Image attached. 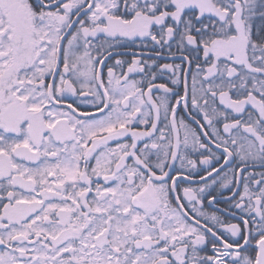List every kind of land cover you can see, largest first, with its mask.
Here are the masks:
<instances>
[{
    "label": "snow or ice",
    "instance_id": "6c2138e0",
    "mask_svg": "<svg viewBox=\"0 0 264 264\" xmlns=\"http://www.w3.org/2000/svg\"><path fill=\"white\" fill-rule=\"evenodd\" d=\"M257 15L264 0H0V264H264ZM137 39L151 62L106 63Z\"/></svg>",
    "mask_w": 264,
    "mask_h": 264
},
{
    "label": "flooded vegetation",
    "instance_id": "af4514ba",
    "mask_svg": "<svg viewBox=\"0 0 264 264\" xmlns=\"http://www.w3.org/2000/svg\"><path fill=\"white\" fill-rule=\"evenodd\" d=\"M144 44H147L148 47H142V41L140 39H137L135 41V43H131L128 41H121L120 44L118 45V47L114 50V52H128V53H121L119 56L117 55H113V58L106 61V63L108 64H112L114 62V59H121L124 60L126 62H131L132 59L134 58H139L141 61H149L151 62L152 59L155 58V52L159 51L158 48H154V46L151 44L150 41H143ZM173 51H175V46H173ZM113 52V53H114ZM133 53L136 54V56H133ZM142 54V55H141ZM202 55V53H201ZM158 64H164V63H174V64H178L181 63V61L179 60V58L173 60V59H160L157 61ZM121 71L126 72L127 71V64H125L123 69L117 68L116 72L117 74H120ZM131 78L133 79H141V77L139 75L136 74H130ZM155 83L159 84V83H168V79L165 75H159L157 80L155 81ZM169 87H171V84H169ZM181 91H182V86H181ZM156 93L154 92V95ZM82 110H90V109H82ZM246 111H252L251 108L246 109ZM114 146V145H113ZM255 171L259 172L261 171V169L256 168ZM225 195H227V193H225ZM216 207H220V208H226L227 205L225 204H219L218 206L215 207H207V205L205 206V210L208 212H212L216 210ZM219 215H221V218L224 219L226 222L229 223H239V220L233 218L232 216H228L226 214H222V213H218ZM204 253H202L203 255ZM207 255H212V253L210 251L207 252Z\"/></svg>",
    "mask_w": 264,
    "mask_h": 264
},
{
    "label": "trees",
    "instance_id": "16d2710c",
    "mask_svg": "<svg viewBox=\"0 0 264 264\" xmlns=\"http://www.w3.org/2000/svg\"><path fill=\"white\" fill-rule=\"evenodd\" d=\"M254 32L257 28H259L262 24H264V20L261 19L259 15L255 16L252 20Z\"/></svg>",
    "mask_w": 264,
    "mask_h": 264
},
{
    "label": "water",
    "instance_id": "95a60500",
    "mask_svg": "<svg viewBox=\"0 0 264 264\" xmlns=\"http://www.w3.org/2000/svg\"><path fill=\"white\" fill-rule=\"evenodd\" d=\"M117 52H114L113 55H116ZM119 53H128V52H119Z\"/></svg>",
    "mask_w": 264,
    "mask_h": 264
}]
</instances>
